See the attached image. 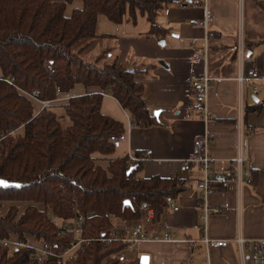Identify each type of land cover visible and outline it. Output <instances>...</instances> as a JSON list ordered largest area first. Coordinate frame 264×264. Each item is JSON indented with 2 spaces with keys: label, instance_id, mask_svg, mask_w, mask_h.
I'll use <instances>...</instances> for the list:
<instances>
[{
  "label": "trees",
  "instance_id": "trees-1",
  "mask_svg": "<svg viewBox=\"0 0 264 264\" xmlns=\"http://www.w3.org/2000/svg\"><path fill=\"white\" fill-rule=\"evenodd\" d=\"M81 1L82 8L66 16V6ZM170 0H0V179L18 184L0 189L2 202L45 203L61 221L94 212L85 223L84 236L97 238L127 222L139 219L137 205L146 203L158 220L164 198H177L185 190L184 180L154 176L138 179L142 163L135 162L130 174L127 157H115L111 136L121 137L124 124L103 114V97L88 94L72 98L61 106L67 125L46 107L34 115L32 103L17 89L38 91V99L53 100L76 84L96 91L110 89L124 112L139 128L155 122L150 117L144 87L116 60L100 53L93 61L81 58L95 33L98 15L113 24L134 22L139 14L150 24L148 34L163 38L167 31L156 23L158 12ZM89 41L79 50L74 47ZM107 56V57H106ZM54 74L48 77L46 65ZM90 91V93L95 92ZM61 96V95H60ZM264 101L250 108L260 112ZM51 110V111H50ZM23 126V133L17 134ZM109 162L107 170L95 162ZM252 175V172H251ZM134 200H131V199ZM129 201L131 205H125ZM30 205L17 218L18 208L10 207L0 216V237L8 231L45 241L54 252L69 245L71 235L62 232L43 212ZM17 219V220H16ZM123 244L92 242L67 264H141L121 256ZM29 250L18 249L6 259L0 249V264H34Z\"/></svg>",
  "mask_w": 264,
  "mask_h": 264
},
{
  "label": "crops",
  "instance_id": "crops-1",
  "mask_svg": "<svg viewBox=\"0 0 264 264\" xmlns=\"http://www.w3.org/2000/svg\"><path fill=\"white\" fill-rule=\"evenodd\" d=\"M81 8L82 2L74 1L66 6L65 14L70 16L74 9ZM156 23L167 31L163 38L150 36V24L139 14L133 23L124 20L121 24H113L103 15L97 17L95 33L100 38L91 43L87 54L106 53L124 72L132 73L144 87V101L155 122L145 129L134 123L128 130L127 114L117 100L102 96L114 104L118 114L104 112L101 105L102 113L123 123L125 133L129 132L128 144L123 142L114 156H126L129 148L135 157H146L136 175L138 179L177 176L194 181L201 178L199 167L182 173L179 161L198 154L194 141L205 131L212 139L208 155L215 160L213 168L219 173L232 171L231 160L239 152L242 137H246L253 183L230 184L210 193L207 205L221 212L209 213L206 219L202 218L194 185L185 188L176 198L180 205L177 212H162L157 221L153 218L145 224L150 235L170 236L172 240L139 243L128 252L133 257L126 261L247 264L233 240L264 239V108L248 111L264 101V83L240 85L235 79L246 76L251 69L264 77V0H207L205 8H180L170 0L158 12ZM195 54H203L205 59L194 62ZM191 75L214 79L207 95L212 117L207 124L190 110ZM250 85L257 87V97ZM91 90L77 84L68 94L78 96ZM158 109L163 111L157 122L152 113ZM148 151L151 154L147 156ZM100 162L109 164L106 160ZM204 235L212 241L229 243L226 247H206L201 242Z\"/></svg>",
  "mask_w": 264,
  "mask_h": 264
},
{
  "label": "built area",
  "instance_id": "built-area-1",
  "mask_svg": "<svg viewBox=\"0 0 264 264\" xmlns=\"http://www.w3.org/2000/svg\"><path fill=\"white\" fill-rule=\"evenodd\" d=\"M207 0H171V3L175 4L177 7H206ZM193 24L194 21H191ZM207 36L203 38L205 42ZM205 55L195 54L192 59L194 62H200L204 60ZM46 70L49 75L54 74V69L52 65H46ZM214 80L213 78L203 75L202 77H197L194 75L190 76V88L192 92V103L190 110L198 115L204 124H207L208 121L212 120V117L208 111L207 107V95L210 82ZM240 85L242 84H251L253 82H262L264 83V77L254 69L248 71L246 76H238L235 79ZM251 93L257 97L258 89L257 87L250 85L249 86ZM24 95L26 98H30L33 101H36V104H41L40 109L49 107L51 104H56L62 100H66L65 97H57L56 100H46L41 101L37 98V93L32 91L31 93H26L20 89H17ZM89 94H98L101 96L111 97L110 89H107L106 92L95 91ZM27 98V99H28ZM113 98V97H112ZM29 100V99H28ZM35 104V105H36ZM33 106V103H32ZM36 111V110H35ZM39 112V111H38ZM37 112V113H38ZM35 113L34 115H36ZM128 130L131 126H134V122L126 115ZM129 132L124 133L121 137L111 136L109 138L110 143L113 147L118 149L120 148L123 142L128 144L129 142ZM211 136L205 131L198 139L194 141V146L198 149V154L190 157L188 159H183L179 161L180 166L179 170L182 173L188 172L194 166L199 167L201 172V178L194 181H184V188L188 189L192 184L194 185L195 192L199 195V206L202 211V218L206 219V216L209 213H220V209H213L207 205V198L210 193L215 191L218 187L225 188L230 184L237 185H251L253 183L252 175L250 168L248 167V157H247V139L242 137L239 146V152L235 158L231 160V165L233 167L232 171L229 173H219L215 172L213 168L214 159L209 157L208 150L211 144ZM151 152H146V155H150ZM127 167H131L135 162H145L146 157H135L131 154L129 148H127L126 153ZM96 166H101L102 169L107 170V165L104 166L103 162H95ZM131 200H134L133 198ZM165 206L162 209V212H177L180 209V205L176 198L171 196H166L164 198ZM137 211L139 214V219L134 222H127L119 228H116L110 231L107 234L100 233L97 238H87L84 236V226L86 221L95 215L94 212L88 214H78L69 221H62V224L57 225L59 229L64 233H69L71 235V240L69 245L65 247L60 252H54L50 245L45 241L36 240L30 235H24L26 240L25 243L21 242L19 238L7 232L8 236L5 238L0 237V249H7L16 251L18 249L29 250V258L33 261L34 264H67L68 262L74 260L76 256L83 252L92 242H102L105 245L110 242H118L123 244V251L133 252L136 246L142 242H170L172 239L170 236L159 237L156 235H150L146 229L145 224L151 223L154 218V211L146 203H140L137 205ZM41 212L45 213L48 220L51 222L53 218L49 213L48 207H43ZM201 242L206 247H226L229 241L220 240L212 241L204 235L201 238ZM238 245L239 251H241L243 261L247 264H264V239H244L238 237L233 240ZM182 264H192L191 261H186Z\"/></svg>",
  "mask_w": 264,
  "mask_h": 264
},
{
  "label": "rangeland",
  "instance_id": "rangeland-1",
  "mask_svg": "<svg viewBox=\"0 0 264 264\" xmlns=\"http://www.w3.org/2000/svg\"><path fill=\"white\" fill-rule=\"evenodd\" d=\"M70 11V8H68L67 9V12H69ZM89 41H87V40H85V41H82L81 43H79L78 45H76L75 47H74V51H77V50H79L81 47H83V46H85L87 43H88ZM89 49V48H88ZM88 49L87 50H85L83 53H82V55H81V58H83V60H86V61H93L97 56H98V54H97V56H96V54H95V52L94 53H92V54H87V53H89L88 52ZM51 77L52 75H49L48 74V77ZM77 85V84H76ZM74 88V87H73ZM96 91V89H93L92 91ZM33 91H35L36 93H37V95L36 96H38V91L37 90H33ZM98 91H100V90H98ZM107 91V90H106ZM106 91H104V92H106ZM32 92V90L31 91H26V93H31ZM103 92V91H102ZM21 93V92H20ZM69 93V92H68ZM68 93H66V94H62V93H60V95H61V98L62 97H65L66 98V100H62L61 102H58V103H54V104H51L48 108H50L52 111H53V109L54 108H56L52 113H55V115L57 116V117H59L60 118V120H61V123L63 124V125H67V119H64L65 117V112H64V110L63 109H60L61 108V106H63V105H66L67 103H68V101L70 100V99H72V98H76V97H82V96H86V95H88L89 93H90V91L88 92H86V93H84V94H82V95H78V96H70ZM60 95H59V97H60ZM58 97V96H57ZM55 98V99H53V100H56V99H58V98ZM28 98V97H27ZM29 99V101H30V103H33V113L35 114V113H37L38 111L40 112V111H42L43 109H40L41 108V104H36V101H33V100H31L30 98H28ZM41 100V99H40ZM41 101H46V100H41ZM108 100H105V99H103V101H102V105H103V111L104 112H106V113H108V114H110V112H111V115H113V116H116L115 114H118L117 113V111H116V109L114 108V104H112V102H107ZM36 104V105H35ZM36 110V111H35ZM50 110V111H51ZM38 112V113H39ZM37 113V114H38ZM115 113V114H114ZM17 134H22L23 133V126H21L19 129H18V131L16 132ZM164 141H166V140H164ZM1 148V147H0ZM115 155H118L117 154V151L115 152ZM140 176V175H139ZM32 203H29V202H22V203H15V202H13V203H11V202H2L1 203V207H0V216H2V217H4L6 214H7V211L9 210V208L10 207H17L18 208V213H17V218H19V216H21L25 211H26V209L28 208V207H30V205H31ZM32 206H34L35 208H36V210L38 211V212H41V209L43 208V207H46L45 206V203H43V202H36V203H34V204H32ZM48 210H49V213L51 214V216H52V218H53V223L55 224H58V225H60V224H62V221L61 220H59V219H57L51 212V209H50V207H48ZM43 214H45V213H43ZM45 216H46V214H45ZM47 217V216H46ZM17 220V219H16ZM84 230H85V226H84ZM9 233H11V234H14L15 236H16V238L18 237V235L16 234V233H14L13 231H8ZM86 237V236H85ZM13 250H7V255H6V259H8L9 257H11L12 256V254H13ZM121 256L123 257V258H125V259H127V260H130L132 257H133V254H130V253H128V252H126V251H123L122 253H121ZM126 263V262H125ZM124 263V264H125Z\"/></svg>",
  "mask_w": 264,
  "mask_h": 264
},
{
  "label": "water",
  "instance_id": "water-1",
  "mask_svg": "<svg viewBox=\"0 0 264 264\" xmlns=\"http://www.w3.org/2000/svg\"><path fill=\"white\" fill-rule=\"evenodd\" d=\"M160 65L164 66V62L163 61H159L158 62ZM162 109H158L153 111L152 115L155 118V120L158 122V116L159 114L162 112ZM134 167H130L127 171V174H130V172L133 170ZM18 184L16 183H9L7 181L1 180L0 179V189H11V188H17ZM125 205H131V203L129 201H125L124 203ZM142 264H144V260L141 261Z\"/></svg>",
  "mask_w": 264,
  "mask_h": 264
}]
</instances>
